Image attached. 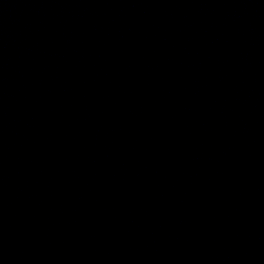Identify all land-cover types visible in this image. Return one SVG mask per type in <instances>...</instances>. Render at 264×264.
<instances>
[{"label": "water", "instance_id": "water-1", "mask_svg": "<svg viewBox=\"0 0 264 264\" xmlns=\"http://www.w3.org/2000/svg\"><path fill=\"white\" fill-rule=\"evenodd\" d=\"M0 264H264V0H0Z\"/></svg>", "mask_w": 264, "mask_h": 264}]
</instances>
